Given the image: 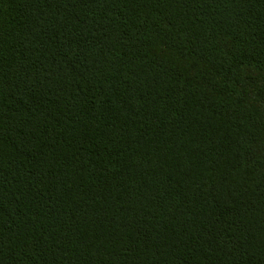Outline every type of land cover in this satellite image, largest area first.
Returning <instances> with one entry per match:
<instances>
[{
	"label": "trees",
	"instance_id": "obj_1",
	"mask_svg": "<svg viewBox=\"0 0 264 264\" xmlns=\"http://www.w3.org/2000/svg\"><path fill=\"white\" fill-rule=\"evenodd\" d=\"M0 264H264V0H0Z\"/></svg>",
	"mask_w": 264,
	"mask_h": 264
}]
</instances>
